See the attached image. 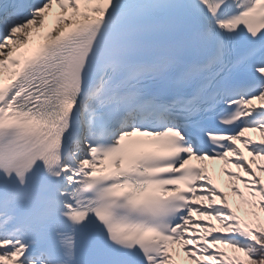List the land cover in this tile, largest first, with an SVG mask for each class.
<instances>
[{"label":"snow or ice","instance_id":"snow-or-ice-1","mask_svg":"<svg viewBox=\"0 0 264 264\" xmlns=\"http://www.w3.org/2000/svg\"><path fill=\"white\" fill-rule=\"evenodd\" d=\"M0 264H264V0H0Z\"/></svg>","mask_w":264,"mask_h":264},{"label":"bare ground","instance_id":"bare-ground-1","mask_svg":"<svg viewBox=\"0 0 264 264\" xmlns=\"http://www.w3.org/2000/svg\"><path fill=\"white\" fill-rule=\"evenodd\" d=\"M249 136H251V135H249ZM252 137V136H251ZM253 138V137H252ZM206 164H207V166L209 167V169H211V164L214 166L215 164H216V162H205ZM223 169H226V170H228V171H235V169L234 168H229V167H227V166H225ZM215 177L218 179V181H219V183H220V185L223 183V181H224V179H225V177L226 176H223L222 174H221V172L218 174V175H216V173H215Z\"/></svg>","mask_w":264,"mask_h":264},{"label":"rangeland","instance_id":"rangeland-1","mask_svg":"<svg viewBox=\"0 0 264 264\" xmlns=\"http://www.w3.org/2000/svg\"><path fill=\"white\" fill-rule=\"evenodd\" d=\"M256 136H259V133H255V137ZM226 184V185H225ZM224 185V187L225 188H228V186L230 185V184H233V181H228V179H226V183H225ZM230 199H232V200H235V197H230Z\"/></svg>","mask_w":264,"mask_h":264}]
</instances>
